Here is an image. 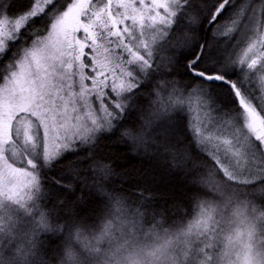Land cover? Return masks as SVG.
<instances>
[{"label":"snow or ice","instance_id":"snow-or-ice-1","mask_svg":"<svg viewBox=\"0 0 264 264\" xmlns=\"http://www.w3.org/2000/svg\"><path fill=\"white\" fill-rule=\"evenodd\" d=\"M188 3L189 0H29L24 8L14 9L11 4L7 8L0 7V60L8 61L6 74L2 77L3 87H0V93H4L0 95V161H4L8 170L6 176L0 177V264H32L41 233L61 234L62 242L68 245L62 255L60 247L55 251L60 256L61 264H78L73 241L92 249L94 244L112 238L111 221L104 223L102 231L90 238L86 234L91 227L87 223L90 218L80 216L79 212L64 218L63 223L59 220L53 223L52 212L42 209L37 203L42 193L43 175L45 170L62 166L61 158L64 154L77 147L73 140L91 142L100 134L112 132L122 118L127 122V110L132 106L129 101L140 91L141 75L147 76L153 70L162 76L171 73L163 71L159 65L154 66L150 46L141 45L134 27L137 23L143 26L146 21L157 23V20L160 25L170 27L177 12ZM228 3L229 0H218L208 18V24L216 20ZM138 8L141 13L147 8L149 15L141 14L138 18ZM158 8L164 9V15L156 11ZM129 19L133 24L125 25ZM185 19L190 25L199 22V17L191 9L187 10ZM39 20H43L42 24L37 23ZM232 23L235 25L236 21ZM37 25L36 38L31 46L25 47L22 53L19 50L13 52V42H18L27 30ZM58 29L62 30L63 40L53 52L48 42L53 33H57L59 38ZM45 32L47 35L43 34ZM78 32L83 35L78 37ZM213 33L217 34L216 29H213ZM86 42H90L88 46L94 47L97 53L103 48L106 64H101V67L108 69L110 75L109 71L96 69L99 56L92 62L95 75L84 73L88 65L77 62L86 55ZM257 42L264 43V40L250 41L248 50ZM141 46L146 55L142 54ZM200 48L202 50L204 45L201 44ZM200 58L201 51H197L192 58L186 59V69L205 81H221L231 89L240 109V124H234L231 119L236 131L232 133V140L225 139L223 144L228 149H235L232 155L248 157L251 166L245 167L239 162L230 165L218 154L210 152L218 167L215 173L209 170L203 182L211 188L209 194L216 196L223 210L211 203H202L200 217L203 219L182 228V240L173 247V251L183 254L184 264H264V239L258 238L264 237V210L250 200L240 199L242 195L255 196L257 193L264 196V158L245 151L251 136L264 152V111L248 99L236 80L228 79L219 72H205L196 68ZM233 62L238 68L245 64L242 58L234 59ZM256 65L257 60H253L247 63L246 68L251 71ZM77 75L79 80L75 79ZM244 78L247 79V72ZM86 79L92 81L91 87L85 85ZM67 80H72L67 85L68 89H79L74 98L72 92H64V82ZM261 85L264 86V76L261 77ZM177 91L174 89L173 94ZM194 91L199 93L206 106L213 104L206 89L196 86ZM64 94L73 103V112L77 111L76 104H79L78 111L83 114L76 116L77 120L84 122L78 131L73 132L67 126L70 115L67 108L59 110L57 96L63 99ZM91 99L98 102V109H93ZM161 116L169 115L159 109L153 112V118L159 119ZM138 123L137 132L140 137L148 135L152 120H141ZM194 132L197 142L205 147L212 139L205 138L199 127ZM123 136L133 141L138 139L129 130ZM219 139L216 137L217 141ZM150 142L155 143L151 138ZM216 147L219 149L220 144L217 143ZM8 152L22 158L21 166L15 167L14 159L12 163L5 159ZM256 160L260 162L251 163ZM92 166L104 169L98 161H93ZM76 175L79 176L78 173ZM20 176L26 177L27 183L20 181ZM52 180L62 185L59 178L53 176ZM62 186L67 192H73L75 187L71 182ZM21 187L27 192L25 199L31 203L26 204L25 199H21ZM83 200V196L77 197L78 202ZM14 207L22 209L29 217L28 231H22L17 225L16 214L12 211ZM214 214H219L221 219L216 220ZM209 222L218 227H209ZM193 225L199 226L195 232ZM220 225L226 226L229 234L225 238L226 242L217 250L209 233L224 231ZM117 227L121 233L131 228L133 235L143 229L139 219L122 221ZM12 248H15V252L6 256L5 251ZM41 264L48 262L41 261Z\"/></svg>","mask_w":264,"mask_h":264},{"label":"trees","instance_id":"trees-1","mask_svg":"<svg viewBox=\"0 0 264 264\" xmlns=\"http://www.w3.org/2000/svg\"><path fill=\"white\" fill-rule=\"evenodd\" d=\"M28 2L29 0H0V7L7 8L11 4L14 9H19L27 7ZM217 2L218 0H189L177 12L172 25L165 27L166 34L152 55V62L154 66L159 65L163 71L171 73L162 76L153 70L147 76L139 77L140 91L129 101L132 106L127 110V122L122 118L112 132L100 134L91 142L73 140L77 147L64 154L61 158L62 166L45 170L42 193L37 203L42 209L52 212L53 223L57 220L63 223L64 218L76 212L91 221L107 209L115 222L113 227L122 221L139 219L143 228L154 227L157 223L165 227L187 228L194 221L203 219L200 217L202 203L208 202L223 210L221 202L214 194H209L211 188L203 182L207 179L209 170L215 173L218 166H215L210 155L211 149L197 142L190 105L192 101L194 105L196 101L201 102L214 124L233 120L234 124L239 125L240 109L227 85L221 81H205L188 72L184 61L201 51L196 68L205 72H219L228 79L236 80L248 99L264 111V86L261 85L264 72L262 69L257 70L264 64V47L256 68L251 71L247 70L245 64L238 68L233 62L234 59H243L242 51L252 40L253 33L261 29L259 25L264 22V0H229L216 20L208 24V18ZM247 3L249 5L245 6ZM189 9L194 10L199 17V22L195 25L188 24L185 19ZM237 13L249 17L248 31L242 41L237 30L231 33V37L227 36L232 21L239 17ZM42 22L43 20L37 21ZM38 27L39 25L27 30L24 37L13 42V52L19 50L22 53L25 47H30L36 38ZM213 29H216L217 34L213 33ZM201 44L204 45L202 50ZM6 68L8 61L0 60V85ZM245 72L247 79L244 78ZM196 86L206 89L213 100L210 107L194 91ZM174 89L178 90L176 94H173ZM177 101L180 103L177 104ZM156 109L162 113L167 112L169 116L153 118ZM148 119L152 120L148 135L141 138L137 132L138 122ZM126 130L132 131L138 139L133 141L124 137ZM150 138L155 143L150 142ZM252 139L253 137L250 141L254 148L264 154L258 142ZM6 158L11 163L14 159L15 167L23 163L19 155L14 157L10 152ZM93 161H98L104 169L92 166ZM222 175L220 172V176ZM53 176L59 178L62 185L70 182L74 184L73 192H67L62 185L53 183ZM81 196L84 200L78 202L77 197ZM247 200L264 210V196L259 193L248 196ZM12 211L16 214L17 225L22 231H28L27 214L18 207L12 208ZM214 216L216 220L221 219L219 214ZM209 227L218 226L211 223ZM219 227L225 229L224 233H229L226 226ZM198 228V225H193V232ZM211 234L213 243L219 250L222 247V235L220 231L218 234ZM61 242L60 233H41L35 256L36 264L48 262Z\"/></svg>","mask_w":264,"mask_h":264},{"label":"rangeland","instance_id":"rangeland-1","mask_svg":"<svg viewBox=\"0 0 264 264\" xmlns=\"http://www.w3.org/2000/svg\"><path fill=\"white\" fill-rule=\"evenodd\" d=\"M94 2H99V0H94ZM104 2H106V0H104ZM249 5L248 3L245 5L247 6ZM121 11H123V9H121ZM157 12H159L161 15H164V9L163 8H158L156 9ZM141 14H143L144 16H148L149 13L147 11V8L144 9L143 13H141L140 9H137L136 15L139 18L141 16ZM264 20V19H263ZM236 23L235 25L232 24V26H230L229 29H231V31H229L228 29V33L227 36L231 37V33L233 34L236 30L239 36L240 41L243 40L244 37H246V33L248 31V27H249V17L246 18V16L244 14L239 15V17L236 18ZM133 21L132 20H126L125 21V25H132ZM125 25H118V27H123ZM165 27L164 25H160L158 23H152L151 21H146L143 26H141L140 23H137L134 27V31L136 32V35L138 37H140V43L141 45L143 44H148L151 48L152 51V55L156 52L157 50V46L158 44L163 40L165 33ZM259 27H261V29L259 31H254L255 33H253L252 35V40H264V22L262 24L259 25ZM57 32L59 33V38L57 36V33H53L52 37L49 40V45L52 46L51 47V51L55 52L57 50V48L59 47L60 41L63 40V33L62 30L58 29ZM47 35V34H45ZM76 35L78 37L82 36L83 33L82 32H78L76 33ZM251 40V41H252ZM99 43V41H98ZM250 43V41H249ZM90 44V42H86L85 45V53L86 55L81 57V60L77 63H83L85 65H88V67L84 68V73L88 76H94L95 75V71L92 68V62L93 59H95L97 56H99V60L96 64V69L101 71V72H106L109 71L108 69L101 67V64H106V61L104 60V51L103 48L100 49L99 53L94 51V47H89L88 45ZM264 47V43H259L257 42L255 44V46L251 49L248 50V45L245 48V50H243L242 52H244V56H245V65H247V63H251L253 60H257V62H259L258 60L261 58V52H262V48ZM79 50L77 49V52ZM141 52L142 54L146 53L144 52L143 46H141ZM243 56V59H244ZM264 56V55H263ZM65 59H67V57H65ZM264 65V64H262ZM264 72V68H262V66L259 68V70H261ZM17 71L19 72L20 69H17ZM255 74H257V72L254 73V76H256ZM109 75H110V71H109ZM111 78V77H110ZM77 80H79V75L76 76ZM72 80H67L64 82V92H72L73 93V98L75 93L79 90L78 87H74L72 89H68L67 85L71 84ZM85 85L88 87L92 86V81L90 79H86L84 81ZM0 87H3V83L0 85ZM107 90V89H106ZM4 93H0V95H3ZM57 100L59 101L60 104V111H63L65 109V107L67 108L69 115V119L67 121V126L70 127L72 129V131H78L81 127V125L84 123L83 120H77L76 116L80 115L82 116L83 114L80 113L78 111L79 109V104H76V108L77 111L73 112V103L69 101V97L64 94L63 95V99H60V96H57ZM91 103L93 105V109H98L99 104L97 101H95L94 99H91ZM262 104L264 105V101L262 102ZM191 117H192V121L195 122L196 128L197 126L199 128H201V130L203 131V135L205 138L211 137L212 139L210 140V142L207 144V148L211 149V152L218 154L221 159H224L226 163H229L230 165H236L238 162L242 165H244L245 167H249L250 165V161L248 159V157H236L234 155H232V153L235 152V149H228L227 145L223 144V140L228 139V140H232V133L236 131L235 128L232 127V121H227L224 124H214L211 123V118L208 115V111H206L205 106L199 102L196 101L195 105L193 104V101L191 102ZM190 117V118H191ZM22 134V133H21ZM71 132L68 133V135L71 136ZM196 136V134H194ZM216 137H219V141L216 140ZM251 138V136H250ZM249 138V144L247 146V148L245 149V151L249 152V153H254L257 157L260 158H264V154L261 153L259 150H257L256 148H254V146L252 145L251 141ZM254 139V137H253ZM217 143L220 144L219 149H217L216 145ZM238 146V145H237ZM226 149H228V155L226 158ZM10 154L14 157H17L18 155H15L14 153L10 152ZM6 160H8L5 157ZM9 162V160H8ZM259 160L256 161H252L251 163H259ZM11 163V162H9ZM7 168L5 167L4 161H0V177L6 176L7 174ZM20 181H23L24 183H27V178L24 176H20L19 177ZM19 195L21 197V199H25L27 196V192L26 190L21 187L19 189ZM27 200L25 199V202ZM142 215V214H141ZM211 224V222H209L208 226ZM220 226H224V225H220ZM229 232V231H228ZM220 234L222 235V239L220 241H222L221 245L223 246V243L226 242V236L229 233H224V231H220ZM209 235L211 236L212 234L209 233ZM212 237V236H211ZM259 239H264L261 237H258Z\"/></svg>","mask_w":264,"mask_h":264},{"label":"clouds","instance_id":"clouds-1","mask_svg":"<svg viewBox=\"0 0 264 264\" xmlns=\"http://www.w3.org/2000/svg\"><path fill=\"white\" fill-rule=\"evenodd\" d=\"M245 199L247 197L241 196ZM111 221V214L105 210L98 218L87 221L90 228L86 234L91 238L98 235L103 224ZM75 232V228L73 229ZM182 228L165 227L157 223L155 228L146 226L142 230L132 234V229H127L124 233L113 227L111 239H105L99 244H94L92 249H88L73 241L74 248L78 257V264H184V256L179 251H173V247L180 243ZM171 242V243H169ZM68 247L61 242L60 254ZM15 248L6 250L5 255H11ZM176 257V258H173ZM32 264H36L35 258ZM48 264H61L60 256L54 254Z\"/></svg>","mask_w":264,"mask_h":264}]
</instances>
